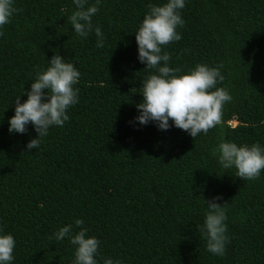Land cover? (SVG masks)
<instances>
[{"label": "trees", "instance_id": "16d2710c", "mask_svg": "<svg viewBox=\"0 0 264 264\" xmlns=\"http://www.w3.org/2000/svg\"><path fill=\"white\" fill-rule=\"evenodd\" d=\"M148 3L102 0L93 23L105 46L97 48L94 32L81 38L68 24L72 0H15L0 29V229L16 240L12 264H71L74 246L53 233L76 218L101 241L100 257L123 264H264V170L243 180L210 153L221 137L264 145V0H186L182 38L163 47L169 65L182 73L220 65L217 86L232 95L223 124L195 138L134 120L152 71L137 58L134 33ZM56 53L81 73L79 101L28 150L33 126L10 133L8 121ZM216 196L227 215L223 256L206 250L196 227Z\"/></svg>", "mask_w": 264, "mask_h": 264}, {"label": "clouds", "instance_id": "9594fccd", "mask_svg": "<svg viewBox=\"0 0 264 264\" xmlns=\"http://www.w3.org/2000/svg\"><path fill=\"white\" fill-rule=\"evenodd\" d=\"M102 0H72L74 10L67 16V22L81 38L89 33L97 37L96 47L105 46L101 27L93 23V16L99 11ZM186 0H149L135 33L138 60L144 69L152 70L142 80L140 94L143 99L136 104L139 114L134 118L139 124L155 123L158 130L177 127L191 137L223 124L224 106L232 100L227 88L217 85L224 80L220 65L197 63L187 72L171 67L170 54L163 50L165 45L179 41L182 34L177 31L185 21L181 10ZM17 11L15 0H0V29L10 23ZM2 34V33H0ZM81 73L71 60L59 53L47 60V66L38 69L30 89H24L27 99H15L14 115L9 118L10 133H25L31 124L37 136L31 139L26 149H38L51 127H63L69 119L68 109L78 103ZM103 87V81L99 83ZM46 90V91H45ZM171 121V123H170ZM264 125V119L259 121ZM211 155L224 170L235 169V176L243 180H254L264 170V145L260 142L237 144L223 137L210 150ZM219 196L204 201L206 211L203 223L197 225L198 231L206 240V250L213 255L223 256L228 242L227 215L225 204L217 201ZM74 227L78 231L74 232ZM57 241L67 238L74 246L71 264H99L101 241L88 234L84 220L76 218L73 223L65 224L53 233ZM16 240L11 233L0 229V264H12ZM103 264H123L112 257H100Z\"/></svg>", "mask_w": 264, "mask_h": 264}]
</instances>
